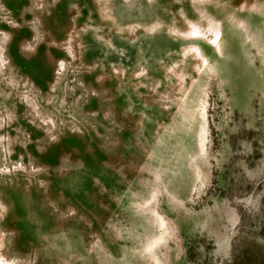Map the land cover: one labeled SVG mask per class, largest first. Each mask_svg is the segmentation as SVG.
<instances>
[{"label":"rangeland","instance_id":"1","mask_svg":"<svg viewBox=\"0 0 264 264\" xmlns=\"http://www.w3.org/2000/svg\"><path fill=\"white\" fill-rule=\"evenodd\" d=\"M241 256L264 264V0H0V264Z\"/></svg>","mask_w":264,"mask_h":264},{"label":"crops","instance_id":"2","mask_svg":"<svg viewBox=\"0 0 264 264\" xmlns=\"http://www.w3.org/2000/svg\"><path fill=\"white\" fill-rule=\"evenodd\" d=\"M216 47L213 46L211 43H210V40H212L213 38H209L208 40V43L215 49V51H219L221 52V46H220V32L216 33Z\"/></svg>","mask_w":264,"mask_h":264},{"label":"trees","instance_id":"3","mask_svg":"<svg viewBox=\"0 0 264 264\" xmlns=\"http://www.w3.org/2000/svg\"><path fill=\"white\" fill-rule=\"evenodd\" d=\"M241 260H239L238 264H253L251 262H248L245 256L240 257Z\"/></svg>","mask_w":264,"mask_h":264},{"label":"bare ground","instance_id":"4","mask_svg":"<svg viewBox=\"0 0 264 264\" xmlns=\"http://www.w3.org/2000/svg\"><path fill=\"white\" fill-rule=\"evenodd\" d=\"M213 43H215V41Z\"/></svg>","mask_w":264,"mask_h":264}]
</instances>
